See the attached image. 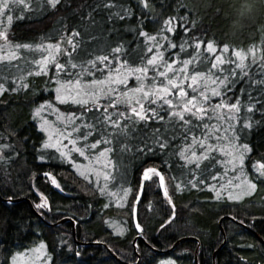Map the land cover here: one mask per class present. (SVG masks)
I'll return each mask as SVG.
<instances>
[{
  "label": "trees",
  "instance_id": "1",
  "mask_svg": "<svg viewBox=\"0 0 264 264\" xmlns=\"http://www.w3.org/2000/svg\"><path fill=\"white\" fill-rule=\"evenodd\" d=\"M30 3L31 10L19 6L0 16V32L7 33L6 40L0 37V56L5 57L0 84L6 89L0 93V197L25 198L14 203L0 199V264H10L15 253L40 241L51 254V264H156L167 257L176 264H195L198 244L199 264H264V242L256 236L264 240V176L256 171L264 164V84L257 83L264 80V15L230 40V12L240 0H147L149 7L141 0H61L55 8L40 6L41 0ZM7 15L13 16L11 24ZM165 21L173 31L166 30ZM209 42L215 53L206 52ZM49 44H59L60 51L49 49ZM237 51L245 57L243 71L236 68ZM12 54L16 59L9 61ZM154 56L162 60L149 66ZM216 56L225 63L212 68ZM44 57L55 59L38 63ZM183 61L192 63L185 67ZM56 63L64 70L58 71ZM142 68L147 72L135 71ZM162 71L166 77L159 75ZM197 73L202 75L193 85L191 77ZM169 80L186 95L181 97L179 88L163 92ZM58 87L59 92L69 91L59 93ZM213 90L220 94L212 95ZM237 102L238 112L217 107ZM185 105L193 112H207L202 119L185 112V124L172 115ZM133 108L149 119L134 118ZM41 123L57 125L58 138L50 142ZM245 123L252 126L245 128ZM48 143L54 146L45 148ZM244 144L250 152L243 150ZM181 152L188 159L193 153L201 158L199 168L197 160L188 163ZM101 153L110 163L102 176L92 168L90 177L77 172V165H93ZM149 167L162 172L167 197L157 176L143 181ZM249 182L256 188L245 195ZM141 186L137 220L144 239L136 241L135 250L133 240L139 233L133 207ZM108 192L124 194L125 206L117 207ZM44 201L47 207H36ZM224 216L247 227L226 218L220 225ZM63 218L75 221L78 241L102 242L120 260L103 245H78L70 220L47 223ZM113 221L118 230L110 226ZM222 228L226 242L213 260L224 240ZM183 237L193 239L170 253L153 250H167Z\"/></svg>",
  "mask_w": 264,
  "mask_h": 264
},
{
  "label": "snow or ice",
  "instance_id": "2",
  "mask_svg": "<svg viewBox=\"0 0 264 264\" xmlns=\"http://www.w3.org/2000/svg\"><path fill=\"white\" fill-rule=\"evenodd\" d=\"M60 2H61V0H41V5L40 6H43V4L46 3L47 5L51 6L52 8H55L57 6V4H59ZM141 3H143L144 7H149V5L147 3V0H141ZM19 6H23L25 9L31 10L30 0H0V16L6 15L7 13L13 11L14 8L19 7ZM113 6L114 5H112V4H106L105 5V7H108V8H111ZM19 18H23V17H19ZM120 18L123 19V17H120ZM12 20H13V16L12 15H7V21L9 22V24H11ZM170 23H171L170 21H165V24L167 26V29L166 30L168 32L173 31L172 27L170 26ZM78 35H79V33H73V36H78ZM141 35H146V34L145 33H141ZM0 37H3L6 40L7 39V33L6 32H0ZM149 39H155V38L154 37H150ZM67 42L69 44H72V40H68ZM17 47H20V46H17ZM23 47L24 48H30L29 45H23ZM53 47H55L57 51H60L59 44H56V45L49 44L48 45V48L49 49H51ZM73 47L75 48V46H73ZM172 47H175V45H172ZM180 47H181V51H183L184 50L183 44ZM200 48H201V43L198 41V42L195 43V49L197 50V54L198 55L200 54L199 53ZM114 51L118 53L120 51V49L117 48ZM151 51H152V49H149V52H151ZM216 51H217V49L214 46V44L212 42H209L207 44L206 52L207 53H215ZM223 51L224 52H227L228 51L227 45H225ZM235 55L240 60V63H237L236 64V68H239V69H241V71H243V69L245 67V65L243 64V61L245 59L244 54L242 52L237 51L235 53ZM4 59H5V57L0 56V61H2ZM7 59L9 61L10 60H14V59H16V56H15V54H12V55H9L7 57ZM49 59L54 60L55 58L54 57H44L43 58V61L38 62V63H44V64H46L49 61ZM97 59L98 60H102V61H106L107 60V57H98ZM158 59H161L162 60V56H154L152 59H149L147 61V63H148L149 66H154V65H156V62H157ZM215 59H216V63H213L212 64V68H216L219 64H224L225 63V61L222 59L221 56H216ZM183 63L185 65V67H186L189 63H192V61H183ZM71 66L73 68L76 67L75 64H73ZM55 67H56V69L58 71H63L64 70V65H61L59 63H56ZM167 68L169 70H171L172 65H170V64L167 65ZM135 71H139L141 73H146L147 72V68L136 69ZM159 75L161 77H166L167 73L162 71V72L159 73ZM201 75H202L201 73H197L196 75H194V76L191 77L192 84L193 85H195L197 83V78L199 76H201ZM226 82H227V78H225V80H223V81H219V83L221 85H225ZM76 83L79 84V80H77ZM212 83L215 84L217 82L215 80H213ZM257 83L264 84V80L258 81ZM24 86L26 87L27 85H24ZM61 87H63V85H61ZM170 88H179V94H180L181 97H183V96L186 95L185 92L183 91V89L178 84L174 83L172 80H169L168 81V87H165L164 89H162V91L165 92V93H168V91H169ZM4 91H6V89L4 88L3 84H0V93H3ZM57 91L58 92L60 91V87L57 88ZM159 91H161V90L160 89H157V92H159ZM219 94L220 93L218 91H215V90L212 91V95H219ZM145 95H148V94L145 93ZM201 97H202V99L204 101H207V99H208V96L205 95L204 92H201ZM57 99L58 100H61V103H66L67 102V100L61 99L60 96H57ZM194 100H195V97L193 98V101ZM193 101H189L188 103L189 104H192ZM74 102H80V101H74ZM165 103H168L170 108L172 107L171 101L166 100ZM217 107H230L232 110H235V111L238 112L239 111V102H237V104H232L230 106L229 105H219ZM253 107L254 106L249 107L248 111L251 112L252 109H253ZM142 108H143V106H141V109ZM132 111L134 113V118H138L139 120H143V121H147L149 119V117L146 114H142V111H137L135 108H133ZM185 112L191 113L192 115L198 116L199 118L202 119L203 116H204V114L207 112V109H205V108H199L197 111L193 112V109L192 108H190L187 105H185L182 111H180V112H173L172 115L174 117H178L181 121H184V123L187 124L188 121H186L185 120V117H184ZM105 113H106V110H105ZM37 115H39V110H37ZM152 115L153 116H156L157 114L155 112H153ZM105 119L111 121V118L108 117L107 114H105ZM112 123L115 125V122L114 121H112ZM251 126H252L251 123H245V128H249ZM89 128L91 130V126H89ZM120 131L121 132H124L125 130L124 129H120ZM85 139H86V137H85ZM104 142L105 143H110V141H104ZM73 143H75V142H73ZM52 146H54V145H49V144H45L44 145L45 148L52 147ZM160 146H161V148H163V147H165V144L161 143ZM3 147L6 148L7 145H5ZM91 147L92 148H95L96 145L93 144V145H91ZM242 147H243V150L245 152H250L251 151V149L249 148V146L247 144H244ZM209 150H210V146H209ZM76 151L80 152V155L81 156H84V152L83 151H80V149L77 148ZM61 155L63 156V155H65V153H61ZM181 158L186 159L188 163H192V160L193 159L197 160L196 167L199 168V159H201V158H196L195 153L192 154V159H188L187 157L184 156V153L181 152ZM207 158H208L207 156L202 157V159H207ZM242 161H243V157H241V163H242ZM256 171L261 176H264V164H260L258 167H256ZM153 176L159 177L160 184L163 187V185H164V177H163V175H161L157 171L156 168H148V169H146L144 171V173H143L142 179H143V181H151L153 179ZM106 179H107V177H106ZM53 183L56 185L57 188L60 187L59 183H57L54 178H53ZM191 186L192 187H196V184L195 183H192ZM249 186H250V188L252 190H255V188H256V185L253 184V183H250V182H249ZM179 187H180V185L178 184L177 185V188H179ZM250 194H251L250 192L245 193V195H250ZM164 195L166 197L168 196V192H167V189L166 188L164 189ZM219 197H220V193L217 192V198H219ZM229 199H233V197L231 195H229ZM237 199H239V197H237ZM47 206L48 205H47V202L46 201L42 202L41 204L36 205L37 208H41V209L42 208H45ZM170 222L171 221H168V223H170ZM164 226H165L164 224L161 225L162 228ZM136 228L138 230H140L141 234H143V229L141 228V226H140L139 223L136 224ZM169 264H172V262L169 261Z\"/></svg>",
  "mask_w": 264,
  "mask_h": 264
},
{
  "label": "rangeland",
  "instance_id": "3",
  "mask_svg": "<svg viewBox=\"0 0 264 264\" xmlns=\"http://www.w3.org/2000/svg\"><path fill=\"white\" fill-rule=\"evenodd\" d=\"M100 90V87H97V91ZM69 91L67 88H63L61 90L62 93ZM59 92V93H61ZM56 117V114L54 115ZM57 118V117H56ZM41 129L45 133L47 137H50V142L55 137L58 130L56 129L57 125L49 124L46 125L45 123L40 124ZM58 138V137H55ZM49 144V143H48ZM96 162L91 165L90 163L85 162V164L77 165L75 168L78 173H80L83 176H91V173L96 172V175H100L101 172H103V169H109V159L106 154L101 153L99 156L95 157ZM92 168V170H91ZM106 171V170H105ZM102 176V175H100ZM107 179L110 177L109 172L107 171L104 174ZM105 184V181L104 183ZM253 191L251 188H249L245 193ZM108 197L110 196L111 200L114 201V204L117 207L125 206V202L123 201L124 194L119 192V195L117 196L115 193L112 194L108 192ZM110 226L118 230L120 228L119 224L116 221H113L110 223ZM77 238V237H76ZM169 261L172 262V264H176L175 261L171 258H158L156 260V264H169ZM10 264H51V254L48 251V248L44 241L37 242L31 247L22 250L21 252L15 253L14 257L11 259Z\"/></svg>",
  "mask_w": 264,
  "mask_h": 264
},
{
  "label": "water",
  "instance_id": "4",
  "mask_svg": "<svg viewBox=\"0 0 264 264\" xmlns=\"http://www.w3.org/2000/svg\"><path fill=\"white\" fill-rule=\"evenodd\" d=\"M149 168H155V167H149ZM146 169H148V168H146ZM146 169H145V170H146ZM156 169H157V168H156ZM145 170H144V171H145ZM144 171H143V173H144ZM157 171H158L161 175H163L162 172H161L160 170L157 169ZM48 176L51 177V174H48ZM142 177H143V174H142ZM163 177H164V176H163ZM158 179H159V177H158ZM159 185H160V188H161L162 192L164 193V189H165V179H164V185H163V187H162L161 184H160V180H159ZM142 191H143V186H141V188H140V190H139V193H138V195H137V198H136V200H135V204H134V207H133V220H134L135 227H136V224L138 223V220H137V210H138V205H139V202H140V199H141V196H142ZM0 199L3 200V201L9 202V203H14V202H18V201L24 200L25 198H18V199H4V198L0 197ZM26 200H28V199H26ZM28 202L30 203L29 200H28ZM30 204H31V203H30ZM31 208H32L33 212H35L38 216L42 217V216L40 215V213H38V212L36 211L35 207H34L32 204H31ZM225 218H226V219H231V220L237 222L238 224H241V225H243V226H246V225H244L242 222H239L238 220H236L233 216H224L223 218H221V219L219 220V224H220V225H221L223 219H225ZM67 220H70L71 223H72V234H73V238H74L75 242H76L78 245H81V246H87V245H91V244L103 245V246H104V247L110 252L111 255H113V256H115L116 258H118V256L114 253V251H112V250H111L106 244H104V243H102V242H99V241H95V242H84V241H78L77 238H76V223H75V221L72 220L71 218H63V219H61L60 221H58V222H56V223H49V222H47V223H48V225H55V226H56V225L62 224L64 221H67ZM246 227H247V226H246ZM136 230H137V232H138L139 234H138V235L134 238V240H133V245H134L135 250H136V241H137L138 239H141V240L144 239L143 236H142V234H141V232H140V230H138L137 228H136ZM222 231H223V234H224V240H223L222 244L218 247V249L215 251L214 256H213V260H214V257H215V255H216V253L222 248V246H223V245L225 244V242H226V235H225V232H224L223 228H222ZM256 236L258 237V239H259L260 241L264 242V240H263L259 235L256 234ZM191 239H193V238H191V237H183V238H180L179 240H177V241L172 245V247H170V248L167 249V250H157V249H153V250H155L157 253H160V254L170 253V252H172V251L176 248V246H177L178 244L183 243V242L188 241V240H191ZM199 246H200V244H198V246H197V248L195 249V252H194V258H195L196 264H198V256H197V253H198ZM118 259H119V258H118ZM119 260H120V259H119ZM139 260H140V256H138V262H139ZM214 264H215V262H214Z\"/></svg>",
  "mask_w": 264,
  "mask_h": 264
},
{
  "label": "clouds",
  "instance_id": "5",
  "mask_svg": "<svg viewBox=\"0 0 264 264\" xmlns=\"http://www.w3.org/2000/svg\"><path fill=\"white\" fill-rule=\"evenodd\" d=\"M261 15H264V0H240V5L230 12L228 38L230 40L239 38L240 34Z\"/></svg>",
  "mask_w": 264,
  "mask_h": 264
},
{
  "label": "flooded vegetation",
  "instance_id": "6",
  "mask_svg": "<svg viewBox=\"0 0 264 264\" xmlns=\"http://www.w3.org/2000/svg\"><path fill=\"white\" fill-rule=\"evenodd\" d=\"M49 178H52V176L51 177H49ZM195 264H196V261H195ZM199 264V263H198Z\"/></svg>",
  "mask_w": 264,
  "mask_h": 264
}]
</instances>
